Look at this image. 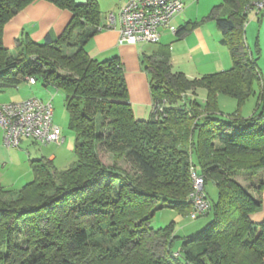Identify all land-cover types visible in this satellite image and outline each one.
<instances>
[{
    "label": "trees",
    "instance_id": "1",
    "mask_svg": "<svg viewBox=\"0 0 264 264\" xmlns=\"http://www.w3.org/2000/svg\"><path fill=\"white\" fill-rule=\"evenodd\" d=\"M33 1L0 0V88L33 77L61 90L76 159L64 168L31 159V181L19 189L0 182V264H264V218L249 217L261 206L264 175L250 180L253 192L234 177L264 169V74L245 42L246 17L257 0H223L175 32L182 37L213 19L231 57L228 69L188 78L171 71L168 48L141 55L152 103L145 120L133 114L121 60H99L85 50L101 28L97 0H48L71 12L61 34L37 42L26 33L12 52L3 45L5 24ZM258 14L264 16V6ZM198 88L203 101L193 97ZM222 94L237 104L225 117L218 109ZM251 96L255 109L242 115ZM192 169L203 177L209 202L193 216L211 218L184 237L173 233L172 222L151 227L162 207L191 214ZM208 181L215 199L205 191Z\"/></svg>",
    "mask_w": 264,
    "mask_h": 264
},
{
    "label": "rangeland",
    "instance_id": "2",
    "mask_svg": "<svg viewBox=\"0 0 264 264\" xmlns=\"http://www.w3.org/2000/svg\"><path fill=\"white\" fill-rule=\"evenodd\" d=\"M83 1V0H81ZM100 6L101 11V21L106 17L109 19L108 14L109 12H113L112 14L117 15L118 11L112 9V2L113 0H97ZM223 0H183L184 2V12L179 15L180 19L182 17L185 20L191 19L192 21L201 20L210 12L211 7L214 4L220 3ZM258 1V0H257ZM256 1V2H257ZM255 4V2H254ZM254 4L252 5L254 7ZM115 12V13H114ZM257 9L252 8L246 17V26H245V33H246V44L250 47L253 52V55L257 56V63L261 68L262 73L264 74V16L260 17L256 15ZM261 18V19H260ZM182 19V20H184ZM184 20V21H185ZM261 20V21H260ZM182 21L181 23H183ZM202 26L203 33L207 37L208 44L210 48L216 45L219 46L218 37L220 38V30L217 28L216 23L213 19H204L203 22L200 23ZM186 37V42L188 45H194L196 31L191 32ZM172 45L174 46L176 43L178 45L182 38H176L175 35L173 36ZM138 49L144 52H150L154 48L157 47V43H143L138 42L135 44ZM219 48V47H218ZM225 48L226 55L229 57V53L227 47ZM186 50V48H184ZM68 52H72V49H68ZM187 51V50H186ZM220 54V52H219ZM214 56V55H212ZM176 56L172 63L182 67V71H192L190 69L197 68L199 71H216V68H213V63L209 62L210 55H202V53L197 52L190 53L180 58ZM223 58V57H222ZM229 60L230 64L227 67L231 66V59L226 58ZM193 71H197L193 69ZM205 73V72H204ZM21 86L17 88L15 87H8V88H0V104H5L13 101L21 100L23 97V92H28L29 96L37 97L40 99L50 100L53 106V123L57 125L60 129L61 136L63 137V141L60 144H39L34 143L31 148L27 146L26 143L27 139H24L20 146L17 148L11 147L14 150H21V153H16L14 155V159L16 160L15 164L13 165H6L5 167L0 166V171L4 169V173L1 175L0 182L5 188L9 189H19L21 188L26 182H29L33 179V173L30 169L29 159L38 158L41 155L47 157V155H54L55 160L51 163L52 166L56 168H64L72 164L76 157L74 152V132L69 128L68 121L69 115L64 106L63 102V93L59 89L55 88H48L47 90L39 83L32 85L29 87L20 84ZM256 87V86H255ZM198 93L196 92L193 97H195L199 101L204 100L205 90L203 88L197 89ZM24 92V93H25ZM53 94V95H52ZM186 95H191V91H187ZM52 95V96H51ZM251 96L245 102V109L249 107H253V103L255 98ZM218 109L219 113L223 115V117L232 114L237 109L236 99L229 95H220L218 98ZM31 140V139H30ZM30 142V145L32 142ZM28 142V143H29ZM20 147V148H19ZM28 147V148H27ZM29 151V158L26 153ZM101 158L105 164H111L112 159L109 153L105 151H100ZM21 158H25L26 161L23 162ZM124 168L130 169L128 164L123 165ZM264 175V169L258 170L253 175L247 171H240L234 177L235 179L240 182L243 186L249 188V191L253 192L251 181L250 180H258ZM205 191L208 194L210 199H215L217 196V188L212 181H208L205 184ZM190 210V209H189ZM211 218L210 214H204L199 216H193L191 214L183 215L182 213L176 211L175 209L169 207H162L158 209L151 222L150 226L154 229L164 227L169 223H173V233L176 234L178 237H184L186 235H190L196 233L200 228H202L205 223ZM180 238H176L175 240V251L173 256H176L178 252L176 251L180 245ZM160 250V247H159Z\"/></svg>",
    "mask_w": 264,
    "mask_h": 264
},
{
    "label": "crops",
    "instance_id": "3",
    "mask_svg": "<svg viewBox=\"0 0 264 264\" xmlns=\"http://www.w3.org/2000/svg\"><path fill=\"white\" fill-rule=\"evenodd\" d=\"M84 1L85 0L83 1L76 0V2H84ZM124 1L125 0H113L112 9L118 11L119 6ZM221 3L222 2L214 4V5H218ZM183 10H184V2H183V9L173 17L170 23L171 26L175 30L180 28L181 25H183L185 22L192 21L191 19L185 20L183 17L182 19H184L185 21L180 19L179 15L182 14ZM112 13L113 12L110 11L108 14V17L113 16L115 18V21L113 23H110V20H108V18L105 17L100 22L101 28L99 29V31L95 35H93L89 39V41L85 44V50L91 57L99 59V60L111 58L114 56H117L121 60L124 66V71H125L124 74H125V80H126V84L128 88L129 101L131 103L133 114L135 118L137 119H141V120L147 119L150 116V113L152 110L151 95H150L149 84H148V75H147V72L143 70L141 63H140V57L142 54H151L153 51L157 50L161 46L168 48L170 52L171 71L182 72L188 78L199 77L202 74H204V72L206 73V71H199L197 68H193L197 71H193V69H190L192 70L191 72L182 71L183 70L182 67H179L178 65L172 63L173 59L176 56L180 58L181 56H184L190 53L197 52V54H199L200 52L202 53V55L206 54V55L211 56L209 57L208 61L213 63V68H216V71H211V72H217V71H221V70H225L229 68L227 66H229L230 62L226 58L231 59V57H230V54H229V57L226 55V52H225L226 50L225 48H223L226 46L220 42V38L218 37V41H219L218 47L219 48L215 45L213 49H211L210 45L208 44L207 37L203 33L202 26L200 25L195 26L193 29L187 32L184 36L179 37V38H182V40L179 42L180 44L178 45V43H176L174 46L172 45V42L174 39L173 38L174 35L176 38H178L176 34L172 33L170 30L166 28L162 29L160 40L159 42H157L158 44L157 47L154 48L152 51L146 53L138 49L135 44H128V43L120 44L118 42L119 23L117 20L116 13L115 12H114L115 14H112ZM70 20H71V12L68 9L59 8L58 6H56L55 4H53L52 2L48 0H34L33 2L28 4L23 10H21L10 21H8L5 24L4 30H3V38H2L3 45L9 50H11V52L14 51L16 43H17V39L24 36V34L26 33L30 38H32L33 40L37 42H42L46 38L47 35H49L52 38L57 37L61 34L64 28L68 25ZM182 21L184 22L181 23ZM193 31H196L197 36L195 37L194 45L190 46L187 44L185 38L188 37L187 35H189ZM220 34H221V31H220ZM184 48H186L187 51ZM248 48L250 49L249 46ZM211 72H207V73H211ZM37 82L38 81L34 83H29L28 81L24 80L18 85L21 86L20 84H22V85L29 87L30 89V87L36 84ZM18 85L15 86V88L18 89L19 87ZM43 87L46 90L48 88L50 89L53 88L50 86H47V87L43 86ZM24 92H23L22 99L18 101H22L24 99L33 97V96L28 95L29 94L28 92H30V90L28 92H25V93ZM196 92L198 93L197 90ZM13 102H17V101H13ZM254 109H255V101L253 103V107L251 106L246 109H245V104H244L241 107L240 112L242 115H249L254 111ZM23 140L24 139L21 140L20 145L23 142ZM28 140L30 139H27V142H25L24 140L23 145L24 143H26L27 146L31 148L34 141L30 140L32 142V144L30 145V142ZM49 144H54V143H49ZM21 152H22L21 150H14L13 148L7 147L3 144L2 131L0 130V166L5 167L7 164L8 165L15 164L16 160L14 159V155L16 153H21ZM26 153L29 158L30 156L29 151H26ZM38 158H43L44 160L49 161L51 163L55 160L54 155H47V157L44 155H41ZM21 159H23L22 160L23 162L26 161L25 158H21ZM34 159H37V158H34ZM30 160L31 159H29L28 161ZM3 170L4 169L0 171V179H1V175L4 173ZM261 202L262 203H261L260 208L251 212L249 215L251 221L255 223H259L264 218V185L261 190Z\"/></svg>",
    "mask_w": 264,
    "mask_h": 264
},
{
    "label": "built area",
    "instance_id": "4",
    "mask_svg": "<svg viewBox=\"0 0 264 264\" xmlns=\"http://www.w3.org/2000/svg\"><path fill=\"white\" fill-rule=\"evenodd\" d=\"M264 0L255 2L254 7L261 9ZM183 9V0H125L118 8L119 23L118 42L136 44L157 43L161 30L166 28L172 33L173 17ZM110 23L115 21L109 16ZM26 81L34 83L33 77ZM159 110L162 106L158 107ZM53 106L51 100L30 97L22 101L0 104V130L3 144L18 147L22 139H31L39 144L63 141L60 129L53 123ZM193 191L189 194L192 202V215L204 213L209 209V202L203 189V177L191 170Z\"/></svg>",
    "mask_w": 264,
    "mask_h": 264
}]
</instances>
